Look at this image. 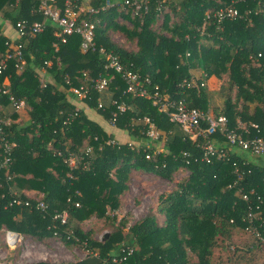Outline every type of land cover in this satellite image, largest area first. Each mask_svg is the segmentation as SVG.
Masks as SVG:
<instances>
[{"label":"trees","instance_id":"trees-1","mask_svg":"<svg viewBox=\"0 0 264 264\" xmlns=\"http://www.w3.org/2000/svg\"><path fill=\"white\" fill-rule=\"evenodd\" d=\"M105 1L88 3L100 8ZM107 1L114 6L83 16L96 22V51L82 52L77 34L62 43L55 35L57 27L48 21L41 32L12 41L22 47L24 65L19 70L18 59L7 61L0 73V85L8 82L7 93H0V104H9L10 95L23 100L29 122L20 125L15 122L17 114H13V123L2 126V136L15 147L9 167L0 172V231L38 242L56 232L69 247L79 245L86 252L87 258L72 264H191L193 257V264H212L215 252L223 247L228 252L236 231H244L256 240L257 248L263 249L264 264V157H259L263 164H254L242 153L227 149L224 160L200 161L199 142L188 139L150 100L123 96L124 81L115 72H111L106 91H89L81 101L83 108L76 110V97L71 93V88L85 85L104 72V59L98 52L103 48L123 64H131L141 77H149L150 87L157 86L172 99L185 98L189 107L205 112L211 111L209 98L199 84L210 77L224 80L227 94L233 90L235 98L232 101L226 94L222 107L212 109L215 116H226L231 129L238 123L255 124L258 130L251 128L250 136L264 138V0H151L148 13L134 17L121 4L123 0ZM63 2L58 0L59 5ZM38 5L39 0H0V16L14 28L20 21L27 25L43 22ZM228 8L235 10L236 16L218 21L217 13ZM127 20L131 28L124 25ZM111 31L135 40L136 49L116 45ZM9 42L0 24V60L9 53ZM192 69L202 72L201 82L181 95L177 85L192 79ZM113 100L129 106L115 124L127 141L121 142L120 137L107 132L116 111ZM98 102L102 108L97 107ZM86 110L98 119H92ZM144 117L160 133L162 149L151 146L145 135L147 128L132 121ZM111 139L115 145L106 144ZM213 139L218 146H225L220 133ZM70 156L76 157L75 169L64 161ZM180 168L189 174L176 189L161 196L143 219L130 227L123 217L117 220L114 212L120 208V198L128 190L133 173L170 180ZM30 190L43 195L47 212L35 208L25 194ZM15 198L29 201L31 207L10 205ZM62 211L67 213V223L55 229L52 216ZM249 213L256 214L251 225L260 238L245 230L250 224ZM92 217L115 225L114 231L102 241L96 240L81 227ZM125 246L131 247L132 253L120 263H111L112 257L125 255L120 253ZM233 255L235 250L226 264H238L243 259ZM251 261L250 257L246 264Z\"/></svg>","mask_w":264,"mask_h":264},{"label":"built area","instance_id":"built-area-1","mask_svg":"<svg viewBox=\"0 0 264 264\" xmlns=\"http://www.w3.org/2000/svg\"><path fill=\"white\" fill-rule=\"evenodd\" d=\"M150 2L151 0H123L121 4L123 7L129 9L130 15L134 17L146 15L149 10ZM113 6L114 4L107 0L100 8H94L92 6L85 7L81 4V0H64L62 5H59L58 0H39L37 10L43 15L44 21L34 22L28 25L26 22L20 21L15 26L16 34L18 39L25 36H33L41 32L45 26V22L48 21L57 27L55 35L62 43L65 42L68 36L77 34L81 39L80 50L82 52L96 51L97 49L94 41L96 22L85 19L83 16L86 14L96 15L99 11L108 10ZM235 16V10L230 8L220 10L217 13L218 21L223 17L234 18ZM7 45L9 46L10 51L0 60V73L5 70L9 59L16 58L19 60V63L16 64V67L19 70L22 69L24 65L21 55V45L13 43L12 41L7 43ZM98 52L104 59V72L98 74L95 79H90L85 85L71 88V93L75 95L77 100L83 101L86 99L91 89L101 93L106 91L112 81L111 72H115L119 74L124 81L125 87L122 93L123 96L150 100L153 106L157 107L159 112H162L167 116L169 122L180 127L188 139L199 142L198 146L201 149L200 161L210 163L212 158L224 160L227 157V149L230 152L238 151L240 153L249 154L251 157L255 158L264 157V138L260 136H250V129L253 128L258 130L257 125L251 124L246 126L238 123L239 125L236 128L231 129L228 126V118L226 116H215L211 115L208 111L205 112L198 108L189 107L185 98L182 97L172 99L168 95L161 93L157 86L150 87L149 77H141V75L132 68L131 64L129 66L123 64L119 57L113 52H107L103 48H99ZM45 65L49 66V62H45ZM44 73L45 72H43V74ZM195 81L198 82V80L192 78L189 80L184 79L178 83V93L182 95L187 89L194 88L196 86ZM41 83L43 86L45 85V81L42 77ZM6 85L5 82L0 85V93H7ZM199 85L203 86L204 83L201 82ZM8 101L12 109L11 116L26 107L23 100H17L11 95L8 97ZM112 105L115 107L116 111L112 113L108 123L111 127L116 128L115 124L118 115L128 110L129 106H127L124 101L120 102L118 100H113ZM97 107L102 108V103L98 102ZM132 121L135 125L142 124L147 128L145 135L148 138L149 143L161 139L160 133L157 132L148 118H137L132 119ZM12 123L13 120L10 117L0 120V172L9 167L12 151L15 147L13 142H9L2 136V126H9ZM216 133H220L223 136L224 147L218 146L213 139ZM149 143L147 146H149ZM106 144L115 145L116 142L111 139L108 140ZM129 146L133 147L132 143H129ZM85 150L87 153H90L91 151L89 147ZM187 155L188 154L183 153L184 157H187ZM146 158H149L148 154L146 155ZM64 161L70 169L76 168V157L70 156L67 159H64ZM242 197L245 200L247 199V196L244 194ZM29 200L35 203V208L38 211L41 213L47 212L48 205L44 202L42 194L29 198ZM9 204L31 207L29 201L23 202L19 198L13 199ZM67 218L68 216L65 211L56 212L52 216L53 228L61 229L64 227L67 223ZM255 218L256 214H248L247 221L250 224L245 230L260 238L259 232L251 225V222ZM58 236L59 235L55 232L53 238L57 239ZM3 243L11 250H15L20 245L27 246L25 245L23 235L8 230L4 231ZM120 253L125 255L121 257H112L111 263L122 262L126 255L132 253V248L129 246L121 247Z\"/></svg>","mask_w":264,"mask_h":264},{"label":"rangeland","instance_id":"rangeland-1","mask_svg":"<svg viewBox=\"0 0 264 264\" xmlns=\"http://www.w3.org/2000/svg\"><path fill=\"white\" fill-rule=\"evenodd\" d=\"M89 0H87L88 2ZM119 23H123L121 18H118ZM124 25L127 28H131V22L124 21ZM110 37L112 41L127 50L136 49L135 40L129 41L125 38V35L120 31H111ZM196 82V81H195ZM208 92V88H213L212 92L218 93L213 98V105L217 107H222L224 96L227 94L226 83L224 80H218L212 78L210 82L202 81ZM211 83V85H210ZM224 93L219 94V90ZM235 92L233 90L228 91L226 95L232 101L234 100ZM210 110L208 111L211 115H216L213 112L212 101L209 103ZM218 107V108H219ZM239 122V121H238ZM242 124V123H241ZM244 125V124H242ZM108 126H110L108 124ZM108 130V128L106 127ZM121 139L125 141L126 135L123 134ZM147 142V141H146ZM163 141L162 139L151 141L150 145L156 147L157 150L162 149ZM244 158L251 161L254 164H263L261 158L251 157L249 154H245ZM263 162V163H262ZM189 174L185 168L178 169L173 175L172 179L165 180L154 174L150 173H133L128 181V190L123 195V205L121 206V215L127 221L128 227L132 226L136 222L140 221L143 215V208L145 207H154L153 204H157L161 196L167 195L169 192L176 189L177 185ZM82 229L87 232L90 236L95 238L98 241H102L105 235L113 232L115 225L108 224L103 220L96 219L94 217L86 220L82 223ZM128 227L124 228V231L127 232ZM4 230L0 231V264H30L32 262H54L69 264L70 262L77 261L78 259L83 258L85 251L82 249V246L69 247L65 241L60 237L54 239L50 237L44 242H38L37 240L31 239L24 236L25 245L18 246L15 250L8 249L7 246L3 243ZM24 244V242H23ZM256 240L244 231H236L235 237L229 242L228 252L225 247L223 249L215 252L212 260V264H226V259L231 255L235 250V256L233 258L238 259L239 257L243 258L238 261V264H246L248 258H252V261L248 264H263V249L256 247ZM253 246V250L250 248ZM23 254H20L22 253ZM195 262V258H191V264Z\"/></svg>","mask_w":264,"mask_h":264},{"label":"crops","instance_id":"crops-1","mask_svg":"<svg viewBox=\"0 0 264 264\" xmlns=\"http://www.w3.org/2000/svg\"><path fill=\"white\" fill-rule=\"evenodd\" d=\"M81 4L83 5V6H89V3L87 2V0H81ZM165 12H168V9H166L165 10ZM0 24H1V26H2V32H3V34L5 35V36H7L11 41H16L17 39H18V36H17V34H16V30H15V28L11 25V24H9L7 21H4V20H2V18H1V16H0ZM190 74L192 75V78L193 79H196V80H198V81H200L201 80V78H202V72L200 71V70H195V69H192V70H190ZM45 76H46V74H43V73H41V77L43 78V79H45ZM212 78H214V77H210V78H208L206 81L207 82H210L211 80H212ZM5 82V84H7L8 82L7 81H4ZM210 85H211V83H210ZM208 90V92H207V94H208V98H209V103L212 101V107H213V109L214 108H218L219 106L217 105V107H215L214 105H213V98L215 97V95H218V93H216L215 91L214 92H212L213 91V88H212V85H211V87L210 88H208L207 89ZM223 91H220L219 90V94H223L222 93ZM219 96V95H218ZM75 103H76V109H80L81 107L83 108V106H82V102L81 101H79V100H75ZM87 112H89L88 110H86ZM86 112V113H87ZM11 113H12V109H11V107H10V105L9 104H6V105H1L0 104V120H2V119H4V118H6V117H10L11 118ZM90 113V112H89ZM17 114V120L15 121L16 123H19L20 125H26V124H28V122H29V116H28V112H27V108L25 107L23 110H21V111H19L18 113H16ZM90 116H91V118L92 119H94V120H96V119H98L97 117H95L92 113H90L89 114ZM12 119V118H11ZM107 128H108V130H107V132L109 133V134H112V135H114L116 138H118V137H120L121 138V136L122 135H119V132L117 131V129L116 128H113V127H111V126H106ZM128 137L126 136V139H125V141H127L128 139H127ZM242 155L243 156H245V153H242ZM25 194L29 197V198H32V197H35V196H38L39 194H41V193H38L37 191H33V190H30V191H25ZM123 205V195L121 196V198H120V208H119V210H116L114 213H115V215H117V220H120V218H122V216L123 215H121V212H122V208H121V206ZM152 206H154L153 208H155L156 207V204H153ZM152 208V207H151ZM150 207L148 208V207H145V208H143V215H142V217H141V219H143L145 216H146V214L149 212V210L151 209ZM140 219V220H141ZM81 225H83V224H81ZM75 249H77V248H75ZM20 254H23V252L22 253H20ZM84 258H87V254H86V252L84 253V256H83V258H81V259H78L77 261H81V260H83ZM77 261H73V262H70L69 264H72V263H75V262H77ZM45 262H47V263H52V264H62V263H54V262H48V261H45ZM32 263H36V262H32ZM32 263H30V264H32Z\"/></svg>","mask_w":264,"mask_h":264},{"label":"water","instance_id":"water-1","mask_svg":"<svg viewBox=\"0 0 264 264\" xmlns=\"http://www.w3.org/2000/svg\"><path fill=\"white\" fill-rule=\"evenodd\" d=\"M108 235H105V238H107Z\"/></svg>","mask_w":264,"mask_h":264}]
</instances>
